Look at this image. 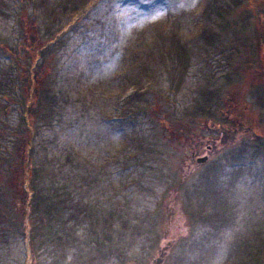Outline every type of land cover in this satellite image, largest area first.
<instances>
[{
  "label": "rangeland",
  "instance_id": "obj_1",
  "mask_svg": "<svg viewBox=\"0 0 264 264\" xmlns=\"http://www.w3.org/2000/svg\"><path fill=\"white\" fill-rule=\"evenodd\" d=\"M250 7L0 0V264H154L164 249L163 264H264V0ZM27 150L50 216L20 213Z\"/></svg>",
  "mask_w": 264,
  "mask_h": 264
},
{
  "label": "trees",
  "instance_id": "obj_2",
  "mask_svg": "<svg viewBox=\"0 0 264 264\" xmlns=\"http://www.w3.org/2000/svg\"><path fill=\"white\" fill-rule=\"evenodd\" d=\"M233 1L235 2L236 5H239L240 8H242V10L247 11V14L250 16L249 18H252L251 14H253V12L251 11V7H250L252 0H233ZM222 8H223V6H222ZM226 11L229 12L228 9H226ZM53 40H54V37L49 42H46L45 44H43V46L38 47L37 55L39 54V51H40L41 52L40 55H43L45 57L46 56V50L48 51V54L51 52L53 53V50L51 48V44L54 43ZM179 51L184 53L181 56H185L186 49L184 46H180ZM38 57H39V55H38ZM39 65L40 66H42V65L46 66L47 62H44L43 64L41 63ZM34 91H33L34 92V98L37 95V99H39V96L41 94L40 88L35 87ZM35 100H36V98H35ZM155 100H157V98ZM232 111L236 112L237 110L235 108H233ZM230 114H231V111L226 110L224 118H228ZM236 118L239 120L238 121H232L231 120L230 124H232L234 126H235V124H237V126H235L237 129H235V130H234V128L232 130L227 129L229 131L224 130V132L226 131L227 136H230V135L236 136L240 132L239 129L242 127L241 122L243 119L239 118V116H236ZM183 128H184L183 129L184 133L188 134L190 136L195 135V133H196V129L194 130V128L188 127V125H184ZM243 130H245V127H243ZM196 137H197L198 142L202 141L201 136L199 137V135H197ZM197 148H198L197 144H194V146L191 149H189V148L188 149H189L190 153L193 154L194 152H197V150H198ZM188 149H185V150H188ZM29 152L30 151L27 150L28 156L26 157V161L23 160V157H22L21 161L17 165V169H16V173H15V176L18 175L21 183H23V185H22L23 187L21 188V192H22L21 197H24V199H23V204L20 207V209H21L20 213L25 211L27 217L33 213H35V215H38V216H45V215L50 216V214H52V209L55 208V203L49 197L42 199L41 197L36 196V192H35V190H33V185H32V181H34V180H32L30 176H28V167L31 168V164H30L31 159H30ZM33 166L34 165H32V171H33ZM16 200H17V205L19 207L20 206V204H18L19 203V197ZM181 201L182 200L180 198V195H177V197L174 196V198H173V204L174 205L173 204L168 205L169 207H168L167 212H166V222L167 223L169 222L168 215L169 216L174 215V213L176 212V209L178 211H180V213H183V211H182V207H183L182 203L183 202L181 203ZM27 237H28V235H27ZM30 247L33 250V245H30ZM168 253H169L168 250H166V249L162 250L160 252V257H158V259L156 260L157 263H156V261H154V264H163L161 262L165 261Z\"/></svg>",
  "mask_w": 264,
  "mask_h": 264
},
{
  "label": "water",
  "instance_id": "obj_3",
  "mask_svg": "<svg viewBox=\"0 0 264 264\" xmlns=\"http://www.w3.org/2000/svg\"><path fill=\"white\" fill-rule=\"evenodd\" d=\"M207 159V157H202V158H198V162H202V161H205Z\"/></svg>",
  "mask_w": 264,
  "mask_h": 264
},
{
  "label": "snow or ice",
  "instance_id": "obj_4",
  "mask_svg": "<svg viewBox=\"0 0 264 264\" xmlns=\"http://www.w3.org/2000/svg\"><path fill=\"white\" fill-rule=\"evenodd\" d=\"M193 2H194V0H193Z\"/></svg>",
  "mask_w": 264,
  "mask_h": 264
}]
</instances>
